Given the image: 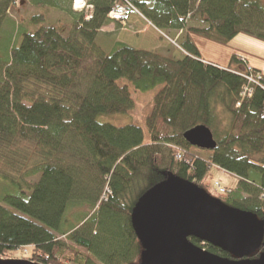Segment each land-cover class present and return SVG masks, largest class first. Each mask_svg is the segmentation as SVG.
<instances>
[{
	"label": "trees",
	"instance_id": "16d2710c",
	"mask_svg": "<svg viewBox=\"0 0 264 264\" xmlns=\"http://www.w3.org/2000/svg\"><path fill=\"white\" fill-rule=\"evenodd\" d=\"M32 1L71 23L46 25L40 13L30 28L17 27L7 17L16 0H0V258L21 250L39 264H137L138 200L172 176L209 194L213 167L237 180L217 199L264 223V76L244 56L228 68L201 60L190 39L227 44L244 34L264 42L260 0H88V17L72 10L73 0ZM127 4L157 31L183 33L190 18L203 27L187 30L181 59H165L101 32L119 28L109 15ZM250 75L258 85L248 84ZM147 92V143L138 126L98 121L130 113L132 93ZM198 126L211 132L213 152L184 141ZM263 252L264 238L251 259Z\"/></svg>",
	"mask_w": 264,
	"mask_h": 264
},
{
	"label": "water",
	"instance_id": "95a60500",
	"mask_svg": "<svg viewBox=\"0 0 264 264\" xmlns=\"http://www.w3.org/2000/svg\"><path fill=\"white\" fill-rule=\"evenodd\" d=\"M192 148L213 152L217 143L204 126L183 135ZM131 227L142 252L137 264H264V223L256 215L231 208L196 185L169 177L148 190L135 205ZM190 239L230 256L208 253ZM0 264H39L0 258Z\"/></svg>",
	"mask_w": 264,
	"mask_h": 264
},
{
	"label": "rangeland",
	"instance_id": "374dc122",
	"mask_svg": "<svg viewBox=\"0 0 264 264\" xmlns=\"http://www.w3.org/2000/svg\"><path fill=\"white\" fill-rule=\"evenodd\" d=\"M264 4V0H260ZM86 3V2H85ZM72 10L73 2H72ZM84 12L85 16L91 13L90 7L84 4L82 10L76 12ZM43 13L45 16L46 25H63L69 26L70 18L63 11L52 8H36L32 0H16L13 7L8 11L7 17L14 22L17 27H31L30 18ZM136 16V20H132L131 16ZM127 15L123 22L119 24V28L111 24L101 30L102 33H110V41H116L135 49H142L155 53L165 59L178 60L184 55L180 48L181 42L186 38L187 30L193 28H201L203 24L199 18H190L185 24L183 33L175 32H161L157 31L144 21L140 15ZM99 34L97 43L106 48L109 39L102 38ZM190 39L197 47L201 60L214 63L221 68H228L231 65V59L236 55H245L249 66L257 68L264 72V42L252 38L250 36L240 34L234 40L225 44L216 41H208L199 36L190 35ZM153 92L147 93H132L134 99V109L125 115L116 116H101L98 118L99 122L109 123L116 127L127 125H135L143 129L145 142H148V134L145 129V118L151 110V102L153 100ZM224 123V121H223ZM225 124V123H224ZM223 127L224 125L221 124ZM195 152V149H193ZM200 158L205 159L206 154H197ZM214 183H219L220 187L224 189H231L237 184V180L225 172L219 171L216 168H211L209 176L206 178L205 184L208 187L209 194L217 198L218 194L213 188ZM13 258L27 260V256L21 250H16L12 253Z\"/></svg>",
	"mask_w": 264,
	"mask_h": 264
},
{
	"label": "built area",
	"instance_id": "2783aa9c",
	"mask_svg": "<svg viewBox=\"0 0 264 264\" xmlns=\"http://www.w3.org/2000/svg\"><path fill=\"white\" fill-rule=\"evenodd\" d=\"M84 4L82 5L81 8L76 9V3H75V0H74L73 1V8L76 11L77 10H82L83 7H84ZM132 13L139 14L131 5L127 4L126 7L117 8L116 11L112 12L109 15V17H110V19L119 21L120 19H124V18L127 17V15H130ZM247 81H248L249 85L255 86V85H258L259 78L257 79L256 77L250 75L249 77H247ZM244 92L245 93H250L251 89L248 87V88H246L244 90ZM213 188L215 189V191L217 192L218 195H225L227 193V191L224 188L220 187L219 183H214L213 184Z\"/></svg>",
	"mask_w": 264,
	"mask_h": 264
},
{
	"label": "crops",
	"instance_id": "0c3cea01",
	"mask_svg": "<svg viewBox=\"0 0 264 264\" xmlns=\"http://www.w3.org/2000/svg\"><path fill=\"white\" fill-rule=\"evenodd\" d=\"M131 15H132V14H131ZM129 16H130V15H129ZM141 17H142V16H141ZM136 18H137V17L134 16V15L131 16V19H132V20H136ZM142 18H143V17H142ZM143 20L146 21L144 18H143ZM241 56H244V57L246 58L245 55H241ZM250 67H251V66H250ZM251 68L257 70L258 72H260V73L264 76V72H263V71H261V70H259V69H257V68H254V67H251Z\"/></svg>",
	"mask_w": 264,
	"mask_h": 264
},
{
	"label": "bare ground",
	"instance_id": "6f19581e",
	"mask_svg": "<svg viewBox=\"0 0 264 264\" xmlns=\"http://www.w3.org/2000/svg\"><path fill=\"white\" fill-rule=\"evenodd\" d=\"M87 0H75L76 3V9L81 8L82 5L86 2Z\"/></svg>",
	"mask_w": 264,
	"mask_h": 264
}]
</instances>
